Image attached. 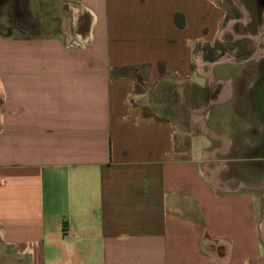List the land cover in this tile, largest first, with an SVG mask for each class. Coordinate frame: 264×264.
Returning <instances> with one entry per match:
<instances>
[{
	"label": "crops",
	"instance_id": "obj_1",
	"mask_svg": "<svg viewBox=\"0 0 264 264\" xmlns=\"http://www.w3.org/2000/svg\"><path fill=\"white\" fill-rule=\"evenodd\" d=\"M54 1L0 32V264H264V203L219 160L252 165L231 102L259 75L203 58L226 10Z\"/></svg>",
	"mask_w": 264,
	"mask_h": 264
},
{
	"label": "flooded vegetation",
	"instance_id": "obj_2",
	"mask_svg": "<svg viewBox=\"0 0 264 264\" xmlns=\"http://www.w3.org/2000/svg\"><path fill=\"white\" fill-rule=\"evenodd\" d=\"M217 1L226 10L222 27L230 22L234 37L205 45L203 58L215 59L216 67L229 64L236 72L259 75L251 87L245 86L246 79H240L238 86L242 89L231 102L249 103L250 108L237 113H243L245 118L241 120L247 123V136L253 143L248 150L250 162L259 167L258 161L264 162V0ZM254 45L262 47L263 52L255 53Z\"/></svg>",
	"mask_w": 264,
	"mask_h": 264
},
{
	"label": "rangeland",
	"instance_id": "obj_3",
	"mask_svg": "<svg viewBox=\"0 0 264 264\" xmlns=\"http://www.w3.org/2000/svg\"><path fill=\"white\" fill-rule=\"evenodd\" d=\"M9 0H0V29L3 33H9L11 32V29L8 28L10 25L19 24L15 23L17 18H20L18 13L21 12H27V10L31 11L35 16L38 17L39 21H43L48 23L49 25L54 23H60L62 20L60 16H58V2H55L54 0H11L9 3ZM24 20V18L22 17ZM13 20V21H12ZM19 22V21H18ZM9 26V27H10ZM226 28V29H225ZM21 27H17L14 32L19 33L21 31ZM224 30L221 32V39H232V27L226 26L223 27ZM28 32V31H24ZM254 48L255 53H261L263 52L262 47L260 46H252ZM229 52V51H228ZM227 67V66H226ZM226 70L227 68H222ZM142 91L143 89H139ZM152 97V96H151ZM140 99V98H139ZM149 101L147 100V97L145 98V103L147 104ZM150 111L156 112L154 108V104L148 105V112ZM220 165L222 167H227V173L226 170L224 172V175H236L238 173L237 180L240 178V180L247 178L246 185L252 186V191L254 194V197H256V200H258L260 204V200L262 203H264V162L258 161L259 167H256L255 164L251 163V167L249 166V162H246L245 159L240 158H231L228 161H226V158L221 157ZM249 166V167H248ZM252 169V170H251ZM223 174L221 173V176ZM252 175V177H250ZM238 182H233V185H236ZM257 203V202H256ZM263 208V206H262ZM260 210V207H259ZM263 216V213L261 214V218ZM263 233V232H262ZM264 236V233H263ZM251 250V255L255 258L258 254L262 255L264 257V241L260 240L259 233L256 235L255 231L253 232L252 239L249 242L247 246Z\"/></svg>",
	"mask_w": 264,
	"mask_h": 264
},
{
	"label": "trees",
	"instance_id": "obj_4",
	"mask_svg": "<svg viewBox=\"0 0 264 264\" xmlns=\"http://www.w3.org/2000/svg\"><path fill=\"white\" fill-rule=\"evenodd\" d=\"M0 32L3 34V32L1 31V29H0Z\"/></svg>",
	"mask_w": 264,
	"mask_h": 264
}]
</instances>
